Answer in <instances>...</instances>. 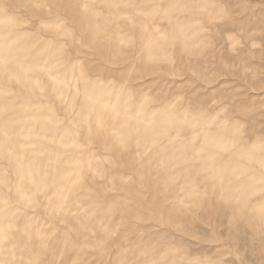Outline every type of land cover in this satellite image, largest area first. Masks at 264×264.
<instances>
[{
    "label": "rangeland",
    "instance_id": "rangeland-1",
    "mask_svg": "<svg viewBox=\"0 0 264 264\" xmlns=\"http://www.w3.org/2000/svg\"><path fill=\"white\" fill-rule=\"evenodd\" d=\"M92 1L0 0V56L38 66L26 94L0 65V136L39 128V264H264V0Z\"/></svg>",
    "mask_w": 264,
    "mask_h": 264
},
{
    "label": "bare ground",
    "instance_id": "bare-ground-1",
    "mask_svg": "<svg viewBox=\"0 0 264 264\" xmlns=\"http://www.w3.org/2000/svg\"><path fill=\"white\" fill-rule=\"evenodd\" d=\"M91 1V0H90ZM95 2V0H93ZM92 1V2H93ZM120 1V0H119ZM90 2V6L92 4ZM122 2H124L122 0ZM88 4V2H87ZM94 4V3H93ZM113 4V3H112ZM116 4V3H115ZM114 5L116 9V6ZM96 5V4H95ZM118 5V3H117ZM92 7L96 10L95 6ZM118 7V6H117ZM89 8V7H88ZM129 19V18H128ZM132 20V19H131ZM130 20V21H131ZM43 23V22H42ZM44 24V23H43ZM41 25V24H40ZM66 32V31H65ZM71 34V33H70ZM68 34V35H70ZM58 49V48H57ZM56 50V49H55ZM56 53V52H55ZM51 62V61H50ZM75 62V61H74ZM8 63H13L16 65L18 73L10 74L11 83L13 87L17 90H22L26 94H30L34 91L35 88H39V79L37 76H31L29 73H36L38 66L32 65L27 61H22L19 59H14L9 56L2 54L0 56V65H6ZM11 65V64H10ZM72 65V64H71ZM72 68V67H71ZM16 70V71H17ZM67 70V69H66ZM77 70V69H76ZM69 71V70H68ZM72 71V70H71ZM52 75L53 72H52ZM68 75V74H67ZM79 75V74H78ZM75 76V75H74ZM82 76V75H81ZM53 77V76H52ZM80 77V76H78ZM71 78V77H70ZM82 78V77H81ZM79 79V78H78ZM51 80V79H50ZM49 80V81H50ZM58 80V79H57ZM68 80V79H67ZM77 80V79H76ZM67 82V81H66ZM68 83V82H67ZM65 84V86L67 85ZM71 83V82H70ZM74 83V81H73ZM77 85L75 84V87ZM69 87V86H67ZM63 89V88H62ZM71 89V88H70ZM76 89V88H75ZM71 91V90H70ZM63 92V91H61ZM77 92V89H76ZM79 93V92H77ZM61 94V93H60ZM69 94V93H68ZM71 94V93H70ZM69 94V95H70ZM75 94V93H74ZM63 95V94H62ZM61 95V96H62ZM67 95V94H66ZM68 97V96H67ZM70 97V96H69ZM68 97V98H69ZM64 100V99H63ZM67 101V99H66ZM67 103V102H66ZM69 103V102H68ZM96 103V102H95ZM97 104V103H96ZM70 105V104H69ZM72 105V102H71ZM65 106V105H64ZM66 107V106H65ZM5 107L0 104V112L4 110ZM67 108H70L67 106ZM114 110V109H113ZM111 113V112H110ZM18 115L6 116L0 122V125L4 123H11L16 119ZM87 124V123H86ZM56 127H54L55 130ZM57 129V128H56ZM46 130V128H45ZM44 130V131H45ZM43 131V132H44ZM52 131V130H51ZM5 135L0 136V181L7 176L6 168L8 167L11 177V181L4 183V188L0 190V206L3 205L9 197H12L11 203H14L13 209L9 214V211L0 210V247L4 245L9 249V256H1V262L10 263V264H39V223L34 221L32 223L23 213L17 211L19 205L16 203L33 205V200L39 197V147H35L34 144L38 142L39 145V128L33 130L31 137L28 138H16L15 136L18 133V129L15 127L10 128L9 130H3ZM89 132V131H88ZM51 134V133H50ZM43 137V136H42ZM57 139V138H55ZM53 145V144H52ZM66 147V146H65ZM42 149V147H41ZM41 151V150H40ZM54 153L51 157V161L54 158ZM78 157H76L77 159ZM60 160V159H59ZM79 160V159H78ZM53 164V162H52ZM55 164V162H54ZM59 165V164H58ZM55 166V165H54ZM73 167V166H72ZM87 167V166H86ZM55 169V167H53ZM49 169V168H48ZM47 169V170H48ZM57 169V168H56ZM89 169V168H88ZM68 170V169H67ZM90 170V169H89ZM41 171V170H40ZM93 171V170H92ZM96 171V170H95ZM49 172V171H48ZM98 172V171H97ZM58 173V172H57ZM50 174V173H49ZM70 175V173H68ZM48 175V174H46ZM72 175V174H71ZM104 175V174H103ZM42 176V174H41ZM49 176V175H48ZM52 176V175H51ZM50 176V177H51ZM58 176V175H57ZM44 177V176H43ZM66 177V176H65ZM99 177V176H98ZM45 178V177H44ZM43 178V179H44ZM47 178V176H46ZM53 178V177H52ZM56 178V177H55ZM108 178V176H107ZM64 179V178H63ZM56 181V180H55ZM60 181V180H58ZM68 181V180H67ZM54 182V181H53ZM166 182V181H165ZM48 183V182H47ZM46 183V184H47ZM66 183V182H64ZM69 183V182H68ZM67 183V184H68ZM110 183V182H109ZM44 184V183H43ZM49 184V183H48ZM61 184V183H60ZM74 184V183H73ZM53 185V184H52ZM46 187V186H45ZM59 187V186H58ZM72 187V185H71ZM46 189V188H45ZM44 189V190H45ZM55 189V188H54ZM56 190V189H55ZM64 191V190H63ZM66 191V188H65ZM64 191V192H65ZM71 191V190H69ZM55 192V191H54ZM62 192V191H61ZM77 192V191H76ZM58 193V191H57ZM63 193V192H62ZM66 193V192H65ZM69 193V192H68ZM61 194V193H60ZM83 194V192H82ZM64 195V194H63ZM68 195V194H67ZM57 194L55 195V197ZM65 196V195H64ZM61 196V197H64ZM88 197V196H87ZM54 198V197H53ZM68 198V196H67ZM60 199V198H59ZM77 199V198H76ZM64 200V199H63ZM83 200V199H82ZM81 200V201H82ZM92 200V199H91ZM100 200V199H99ZM46 201V200H45ZM80 201V199H79ZM62 203V202H61ZM108 203V202H107ZM109 204V203H108ZM97 207V206H96ZM102 207V206H101ZM99 208V207H98ZM106 208V207H105ZM68 210V209H67ZM106 210V209H104ZM88 211V210H87ZM93 211V210H92ZM66 212V211H65ZM98 212V211H96ZM94 213V212H93ZM5 215V217H1ZM74 215V214H73ZM84 217V216H83ZM93 217V216H92ZM73 220V219H72ZM87 220V219H86ZM85 220V221H86ZM92 221V220H91ZM90 221V222H91ZM97 222V221H96ZM98 223V222H97ZM77 224V223H76ZM75 224V225H76ZM91 224V223H89ZM99 225V224H98ZM45 226V225H44ZM34 227V229H32ZM53 230V229H52ZM45 231V230H44ZM13 234L16 236V240L8 238V234ZM53 233V231H52ZM45 234V233H44ZM50 235V234H49ZM48 235V236H49ZM43 236V235H41ZM46 236V235H45ZM44 236V237H45ZM114 237V236H113ZM43 238V237H42ZM49 238V237H47ZM58 238V237H57ZM41 239V238H40ZM59 242V239H57ZM43 241V240H42ZM45 241V240H44ZM43 241V242H44ZM63 241V240H62ZM46 242V241H45ZM44 242V243H45ZM63 243V242H62ZM66 243V242H65ZM54 243V245L56 246ZM60 244V243H59ZM62 245V244H61ZM66 245V244H65ZM42 245H40L41 247ZM53 246V245H52ZM45 247V246H44ZM59 247V246H58ZM63 248V247H61ZM32 252V259L27 255L28 250ZM44 249V248H43ZM42 249V250H43ZM54 249V248H53ZM69 249V248H68ZM52 254V251H50ZM49 252V254H50ZM53 255V254H52ZM56 256V254H55ZM54 256V257H55ZM53 257V258H54ZM49 258V257H48ZM47 258V259H48ZM52 258V256H51ZM50 258V259H51ZM52 258V259H53ZM57 258V256L55 257ZM47 259L45 261H47ZM43 260V259H42ZM53 260H51L52 262ZM49 262V260H48ZM50 262V264H51ZM54 263V262H53ZM52 263V264H53ZM2 264V263H1ZM65 264V263H64ZM67 264V263H66Z\"/></svg>",
    "mask_w": 264,
    "mask_h": 264
},
{
    "label": "snow or ice",
    "instance_id": "snow-or-ice-1",
    "mask_svg": "<svg viewBox=\"0 0 264 264\" xmlns=\"http://www.w3.org/2000/svg\"><path fill=\"white\" fill-rule=\"evenodd\" d=\"M261 213L264 214V208L261 209Z\"/></svg>",
    "mask_w": 264,
    "mask_h": 264
}]
</instances>
